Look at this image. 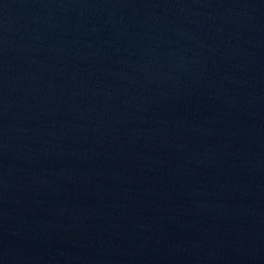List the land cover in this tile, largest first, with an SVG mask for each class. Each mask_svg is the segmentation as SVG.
I'll use <instances>...</instances> for the list:
<instances>
[{
	"label": "water",
	"instance_id": "obj_1",
	"mask_svg": "<svg viewBox=\"0 0 264 264\" xmlns=\"http://www.w3.org/2000/svg\"><path fill=\"white\" fill-rule=\"evenodd\" d=\"M0 264H264V0H0Z\"/></svg>",
	"mask_w": 264,
	"mask_h": 264
}]
</instances>
